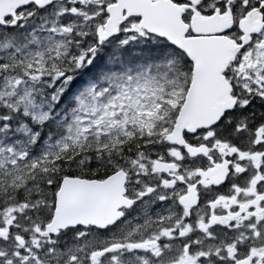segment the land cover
Instances as JSON below:
<instances>
[{"label":"snow or ice","instance_id":"snow-or-ice-1","mask_svg":"<svg viewBox=\"0 0 264 264\" xmlns=\"http://www.w3.org/2000/svg\"><path fill=\"white\" fill-rule=\"evenodd\" d=\"M0 264H264V0H0Z\"/></svg>","mask_w":264,"mask_h":264}]
</instances>
